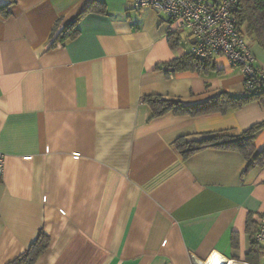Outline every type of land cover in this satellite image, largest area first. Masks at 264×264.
Here are the masks:
<instances>
[{
	"label": "crops",
	"instance_id": "obj_1",
	"mask_svg": "<svg viewBox=\"0 0 264 264\" xmlns=\"http://www.w3.org/2000/svg\"><path fill=\"white\" fill-rule=\"evenodd\" d=\"M3 5L0 264L40 232L50 243L36 264H204L212 255L264 264V243L253 246L264 216V128L251 156L207 148L184 158L175 145L240 136L264 122V106L154 118L145 102L241 97L240 68L224 56L205 71L168 67L189 52L190 31L133 0ZM85 10L76 38L57 41ZM245 38L264 71V49Z\"/></svg>",
	"mask_w": 264,
	"mask_h": 264
},
{
	"label": "trees",
	"instance_id": "obj_2",
	"mask_svg": "<svg viewBox=\"0 0 264 264\" xmlns=\"http://www.w3.org/2000/svg\"><path fill=\"white\" fill-rule=\"evenodd\" d=\"M8 9L9 5L0 6V17H8L10 15ZM86 11L87 10L82 12L70 25L60 32L57 41L65 43L68 40L76 38L78 34L77 25ZM99 12L105 13V10L101 9ZM233 14L244 36H247L264 49V0H238V4ZM244 27H246L245 32L243 30ZM170 41L172 47H175L178 44L177 39H175L173 35H171ZM167 66L175 71H205L211 67V63L210 60L202 61L194 58L188 52L183 57L169 63ZM145 102L151 108L154 118L161 117L169 112L176 115L198 117L214 113L224 114L230 110L239 109L251 102H259L264 106V94H247L244 91L243 96L233 97L226 93H222L214 99L194 106L184 105L180 101L164 99L161 96L146 97ZM263 128L264 122L253 126L240 136L235 137L220 132L208 134L204 139L198 142L186 141L183 138L178 140L175 145L184 158H188L192 154L207 148L236 149L251 156L255 149L254 141L256 135ZM49 243V237L43 232H40L37 239L28 247V249L9 264H36L38 259L48 249ZM253 246L258 247L259 245L253 241ZM251 260L252 259H250V261ZM256 264H259V262Z\"/></svg>",
	"mask_w": 264,
	"mask_h": 264
},
{
	"label": "built area",
	"instance_id": "obj_3",
	"mask_svg": "<svg viewBox=\"0 0 264 264\" xmlns=\"http://www.w3.org/2000/svg\"><path fill=\"white\" fill-rule=\"evenodd\" d=\"M136 8H149L164 14L179 28L190 31L193 44L189 53L200 60L226 57L232 66L240 68L247 94H264V71L249 47L234 17L238 0H133ZM4 171V155L0 152V175ZM255 243H264V216L253 236ZM212 255L204 264H247L225 256Z\"/></svg>",
	"mask_w": 264,
	"mask_h": 264
},
{
	"label": "rangeland",
	"instance_id": "obj_4",
	"mask_svg": "<svg viewBox=\"0 0 264 264\" xmlns=\"http://www.w3.org/2000/svg\"><path fill=\"white\" fill-rule=\"evenodd\" d=\"M184 47L186 48V50H187V49H188V50L190 49V46H189V45H187V46L184 45ZM184 47L182 46V48H184Z\"/></svg>",
	"mask_w": 264,
	"mask_h": 264
},
{
	"label": "bare ground",
	"instance_id": "obj_5",
	"mask_svg": "<svg viewBox=\"0 0 264 264\" xmlns=\"http://www.w3.org/2000/svg\"><path fill=\"white\" fill-rule=\"evenodd\" d=\"M209 264H217L215 260L211 261Z\"/></svg>",
	"mask_w": 264,
	"mask_h": 264
}]
</instances>
